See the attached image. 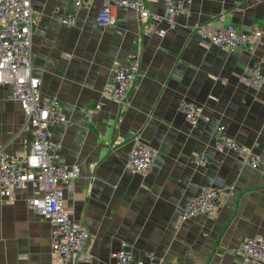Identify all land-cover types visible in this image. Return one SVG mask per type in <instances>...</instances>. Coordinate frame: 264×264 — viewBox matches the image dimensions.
Masks as SVG:
<instances>
[{
  "label": "crops",
  "instance_id": "obj_1",
  "mask_svg": "<svg viewBox=\"0 0 264 264\" xmlns=\"http://www.w3.org/2000/svg\"><path fill=\"white\" fill-rule=\"evenodd\" d=\"M144 2L163 13L164 0ZM31 7L32 72L40 78V96H56L67 119L49 127L60 144L57 162L80 169L62 201L91 240L81 258L58 263L50 222L26 203L28 186L11 200L0 195V264H116L111 253L122 247L134 258L153 252L163 264H264L228 251L264 235V81L251 87L239 80L254 61L264 77V0H192L189 13L176 15V27L164 33L158 30L164 23L140 25L127 5L105 27L96 23L100 0L81 6L31 0ZM66 14L74 22L62 23ZM195 22L232 23L262 36L253 47L227 50L203 41ZM139 37V75L126 101L118 102L108 88L112 67L129 60ZM9 92L0 84V149L20 157L30 151L34 130ZM182 98L201 107L194 124L179 108ZM219 125L252 148L257 167L214 148ZM135 140L155 150L143 173L128 166ZM214 177L231 187L220 209L179 222L181 207Z\"/></svg>",
  "mask_w": 264,
  "mask_h": 264
},
{
  "label": "built area",
  "instance_id": "obj_2",
  "mask_svg": "<svg viewBox=\"0 0 264 264\" xmlns=\"http://www.w3.org/2000/svg\"><path fill=\"white\" fill-rule=\"evenodd\" d=\"M93 0H73L74 5L81 6ZM101 7L96 15V23L105 27L112 25L116 19L119 5L132 8L142 23L148 28L158 27L160 33L176 27L175 16L188 14L192 0H164V11L159 14L146 6L144 0H100ZM33 15L31 0H0V84L10 87L9 97L18 101L22 107L26 122L34 130V140L30 151L24 156H14L0 149V195L8 200L15 197L16 191L33 188L26 198L28 207L37 215L48 219L51 224V249L58 263L76 261L86 254L90 245L91 234L85 227L78 225L72 218L70 210L63 204L64 192H70L74 180L80 175L76 165L57 162L60 144L51 137L49 127L56 122H67L59 108L56 96H40V78L33 74L31 66ZM62 23L74 22V16L66 14ZM193 30L197 31L203 41L216 44L227 50L236 47H253L259 43L262 32L254 30L241 32L232 23L219 27L210 23L195 22ZM141 40L137 48L125 63H114L111 80L108 83L110 96L124 102L133 83L139 75ZM239 80L248 86L258 87L264 77L260 65L254 61L244 67ZM100 105H96L99 108ZM187 122L194 124L201 115V107L194 101L182 98L179 101ZM214 148L219 152L231 151L238 159L255 168L260 158L246 144L224 134V126L219 125L214 138ZM155 150L148 144L135 140L128 152V166L134 172L148 171ZM204 159L200 157L199 162ZM56 161V162H55ZM231 190L224 186L220 177H214L211 184L189 199L179 212V222L199 214L213 215L218 211ZM250 261L264 263V235L258 234L245 238L234 250ZM116 264H163V259L153 252L141 258H134L124 247L111 253Z\"/></svg>",
  "mask_w": 264,
  "mask_h": 264
}]
</instances>
